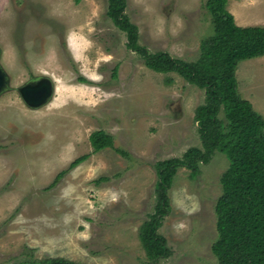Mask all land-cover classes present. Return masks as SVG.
<instances>
[{
    "label": "rangeland",
    "instance_id": "obj_1",
    "mask_svg": "<svg viewBox=\"0 0 264 264\" xmlns=\"http://www.w3.org/2000/svg\"><path fill=\"white\" fill-rule=\"evenodd\" d=\"M126 2L150 51L193 61L213 34L206 0ZM107 7L108 0H0V65L8 78L0 94V264L44 256L151 264L139 230L155 208L156 162L201 147L195 109L204 90L148 68ZM227 8L238 25L264 26V0H228ZM38 78L50 80L52 94L29 106L19 87ZM237 79L264 116V56L241 61ZM99 129L112 135L113 147L93 150L90 135ZM228 164L216 151L195 176L178 169L159 228L170 253L154 264H218L215 205Z\"/></svg>",
    "mask_w": 264,
    "mask_h": 264
},
{
    "label": "trees",
    "instance_id": "obj_2",
    "mask_svg": "<svg viewBox=\"0 0 264 264\" xmlns=\"http://www.w3.org/2000/svg\"><path fill=\"white\" fill-rule=\"evenodd\" d=\"M127 0H108L107 15L126 33L127 46L156 72H175L204 90V102L195 109L201 147H191L183 157L156 162V204L139 230L140 242L151 264L170 253L159 232L170 212L169 189L180 167L193 176L213 153H223L228 167L221 177L222 193L215 205L218 237L212 251L218 264H264V116L239 92L237 68L241 61L264 56V26H241L227 8L228 0H206L213 34L200 43V55L188 61L167 51H150L139 43V28L125 13ZM117 67L115 68L116 75ZM86 81L84 78H80ZM94 151L113 147V137L103 129L90 135ZM87 155L72 161L53 180L55 185ZM107 179L101 176L98 181ZM14 264H84L61 256H44Z\"/></svg>",
    "mask_w": 264,
    "mask_h": 264
},
{
    "label": "water",
    "instance_id": "obj_3",
    "mask_svg": "<svg viewBox=\"0 0 264 264\" xmlns=\"http://www.w3.org/2000/svg\"><path fill=\"white\" fill-rule=\"evenodd\" d=\"M1 57V50H0ZM8 85V78L5 71L1 68L0 65V94L6 90ZM52 83L49 79H41L37 82H31L24 84L19 87L20 94L23 100L29 106H38L47 101V99L52 94Z\"/></svg>",
    "mask_w": 264,
    "mask_h": 264
},
{
    "label": "flooded vegetation",
    "instance_id": "obj_4",
    "mask_svg": "<svg viewBox=\"0 0 264 264\" xmlns=\"http://www.w3.org/2000/svg\"><path fill=\"white\" fill-rule=\"evenodd\" d=\"M41 79H43V78H38L36 81H39V80H41Z\"/></svg>",
    "mask_w": 264,
    "mask_h": 264
}]
</instances>
